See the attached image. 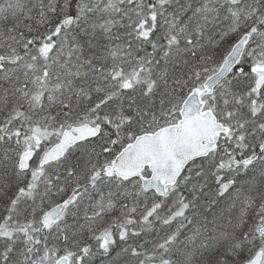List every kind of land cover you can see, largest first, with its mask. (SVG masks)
<instances>
[{"label":"snow or ice","instance_id":"6c2138e0","mask_svg":"<svg viewBox=\"0 0 264 264\" xmlns=\"http://www.w3.org/2000/svg\"><path fill=\"white\" fill-rule=\"evenodd\" d=\"M0 264H264V0H0Z\"/></svg>","mask_w":264,"mask_h":264}]
</instances>
